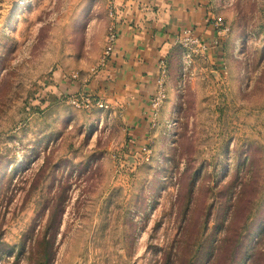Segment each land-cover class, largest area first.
Instances as JSON below:
<instances>
[{"label":"rangeland","instance_id":"rangeland-1","mask_svg":"<svg viewBox=\"0 0 264 264\" xmlns=\"http://www.w3.org/2000/svg\"><path fill=\"white\" fill-rule=\"evenodd\" d=\"M211 3L217 58L176 46L137 127L68 101L107 0H0V264H264V0Z\"/></svg>","mask_w":264,"mask_h":264},{"label":"crops","instance_id":"crops-1","mask_svg":"<svg viewBox=\"0 0 264 264\" xmlns=\"http://www.w3.org/2000/svg\"><path fill=\"white\" fill-rule=\"evenodd\" d=\"M211 4V0H114L118 29L114 54L81 90L111 107L121 106L137 127L149 125L156 79L161 67L167 68L177 46L174 41L184 29H193L210 57L217 58L224 38L214 26Z\"/></svg>","mask_w":264,"mask_h":264},{"label":"built area","instance_id":"built-area-1","mask_svg":"<svg viewBox=\"0 0 264 264\" xmlns=\"http://www.w3.org/2000/svg\"><path fill=\"white\" fill-rule=\"evenodd\" d=\"M109 7V16L111 17L110 24L107 28L105 36V50L103 59L101 61V68L109 63L114 54L116 43L118 39V29L117 22L115 20L113 12V0H107ZM220 19H215L214 26L219 24ZM218 31V30H217ZM219 32V31H218ZM177 46L191 49L192 51L204 52L207 49V45L196 35L191 28H186L182 31L179 37L174 41ZM164 70L161 67L158 78L156 79V91L150 99L151 115L156 114L157 109L159 108L160 102L163 97V83H164ZM92 94L76 92L68 96V101L76 108L90 109L92 107L107 109L108 105L102 102L101 100L94 99Z\"/></svg>","mask_w":264,"mask_h":264}]
</instances>
